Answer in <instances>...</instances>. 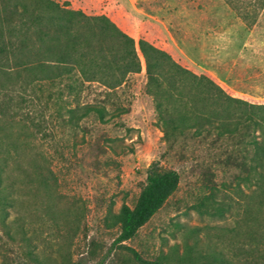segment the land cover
Here are the masks:
<instances>
[{"label":"rangeland","instance_id":"374dc122","mask_svg":"<svg viewBox=\"0 0 264 264\" xmlns=\"http://www.w3.org/2000/svg\"><path fill=\"white\" fill-rule=\"evenodd\" d=\"M56 1L106 15L136 43L143 38L182 66L209 75L231 96L264 104L262 0ZM145 84L142 57L141 71L131 74L117 95L90 84L81 101L105 105L107 115L104 121L91 115L75 129L52 119V103L26 98L12 111L6 124L13 137L27 144L23 161L41 158L44 169L51 170L46 172L50 184L45 190L26 184L28 179L14 184L15 206L5 215L0 211V264H137L131 249L154 259L172 245L182 248L185 238H196L203 247L231 248V236L221 231L231 226V213L210 215L194 208L205 190L203 170L210 168L217 183L230 171L218 161L223 145L187 139L169 148ZM30 118L44 120L43 126H34ZM153 160L180 173L178 187L131 239L117 243L118 227L108 228L104 217L123 203L133 206ZM223 191L217 198L229 200L231 190Z\"/></svg>","mask_w":264,"mask_h":264},{"label":"trees","instance_id":"16d2710c","mask_svg":"<svg viewBox=\"0 0 264 264\" xmlns=\"http://www.w3.org/2000/svg\"><path fill=\"white\" fill-rule=\"evenodd\" d=\"M141 57L145 91L152 98L167 146L187 139H210L213 145H223L218 161L230 171L217 183L210 168L203 170L205 190L194 208L210 215L231 213V226L221 227L222 234L231 236V248L203 247L196 238L192 242L185 238L182 248L172 245L154 259L131 249L132 261L196 264L206 259L208 264H264V104L231 96L209 75L182 66L143 38L136 43L108 16L86 14L56 0H0V211L5 215L7 208L15 206L17 181L28 179L26 184L43 190L50 184L46 172L51 170L44 169L41 158L33 155L23 161L27 144L13 137L6 124L14 117L12 111L30 98L56 106L51 116L61 126L75 129L91 115L104 121L105 105L82 102V92L97 83L105 95H117L129 76L141 71ZM30 122L38 128L44 124L31 118ZM179 182L176 169L165 168L158 160L150 162L133 206L123 203L117 211L108 209L104 217L108 228L118 227L116 242L131 239ZM223 190H231L229 200L217 198ZM2 223H6L5 216ZM29 255L38 261L33 252Z\"/></svg>","mask_w":264,"mask_h":264}]
</instances>
